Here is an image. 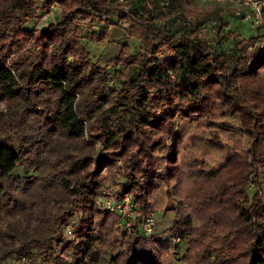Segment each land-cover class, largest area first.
I'll return each mask as SVG.
<instances>
[{
  "label": "clouds",
  "instance_id": "clouds-1",
  "mask_svg": "<svg viewBox=\"0 0 264 264\" xmlns=\"http://www.w3.org/2000/svg\"><path fill=\"white\" fill-rule=\"evenodd\" d=\"M0 264H264V0H0Z\"/></svg>",
  "mask_w": 264,
  "mask_h": 264
}]
</instances>
